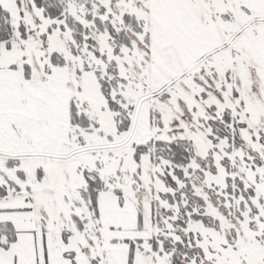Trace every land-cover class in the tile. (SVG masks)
I'll list each match as a JSON object with an SVG mask.
<instances>
[{"label":"snow or ice","instance_id":"6c2138e0","mask_svg":"<svg viewBox=\"0 0 264 264\" xmlns=\"http://www.w3.org/2000/svg\"><path fill=\"white\" fill-rule=\"evenodd\" d=\"M0 264H264V0H0Z\"/></svg>","mask_w":264,"mask_h":264}]
</instances>
